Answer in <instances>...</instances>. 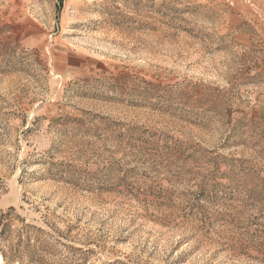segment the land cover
Listing matches in <instances>:
<instances>
[{
    "label": "rangeland",
    "instance_id": "374dc122",
    "mask_svg": "<svg viewBox=\"0 0 264 264\" xmlns=\"http://www.w3.org/2000/svg\"><path fill=\"white\" fill-rule=\"evenodd\" d=\"M5 264H264V0H0Z\"/></svg>",
    "mask_w": 264,
    "mask_h": 264
},
{
    "label": "bare ground",
    "instance_id": "6f19581e",
    "mask_svg": "<svg viewBox=\"0 0 264 264\" xmlns=\"http://www.w3.org/2000/svg\"><path fill=\"white\" fill-rule=\"evenodd\" d=\"M0 264H5L4 262H3V258L0 256Z\"/></svg>",
    "mask_w": 264,
    "mask_h": 264
}]
</instances>
